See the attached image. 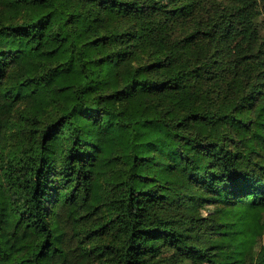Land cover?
<instances>
[{
    "label": "trees",
    "instance_id": "16d2710c",
    "mask_svg": "<svg viewBox=\"0 0 264 264\" xmlns=\"http://www.w3.org/2000/svg\"><path fill=\"white\" fill-rule=\"evenodd\" d=\"M264 0H0V264H264Z\"/></svg>",
    "mask_w": 264,
    "mask_h": 264
},
{
    "label": "rangeland",
    "instance_id": "374dc122",
    "mask_svg": "<svg viewBox=\"0 0 264 264\" xmlns=\"http://www.w3.org/2000/svg\"><path fill=\"white\" fill-rule=\"evenodd\" d=\"M145 1H147V2H149V1H151V0H145ZM161 1H163V2H168V1H170V0H161ZM263 22H264V14H263Z\"/></svg>",
    "mask_w": 264,
    "mask_h": 264
}]
</instances>
